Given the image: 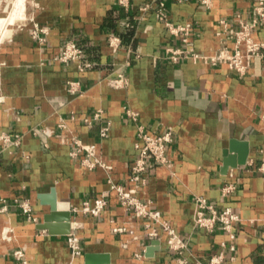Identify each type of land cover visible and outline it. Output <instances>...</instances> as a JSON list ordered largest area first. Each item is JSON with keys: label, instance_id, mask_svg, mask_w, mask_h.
<instances>
[{"label": "crops", "instance_id": "obj_1", "mask_svg": "<svg viewBox=\"0 0 264 264\" xmlns=\"http://www.w3.org/2000/svg\"><path fill=\"white\" fill-rule=\"evenodd\" d=\"M207 1L131 0L124 8L116 0H26L23 17L0 38V135L21 137L18 145L0 141V264H87V255L92 264H209L219 252L221 264H264V177L256 170L264 155V57L239 77L225 64L188 55L171 61L166 52L232 51L236 16L250 20L258 2ZM160 4L168 22L191 23L186 43L157 18ZM11 5L0 0V19ZM110 38L118 40L116 51ZM254 38L264 43V25ZM68 41L81 48L79 62L56 59ZM139 128L171 133L169 166L149 162L143 184L129 181ZM76 140L94 145L106 167L84 168L82 155H72ZM231 140L245 142L248 155L223 172ZM113 184L148 202L184 247L170 250L158 226L150 237L148 220L121 205ZM229 184L234 191L224 194ZM52 191L54 222L69 216L79 256L68 234L40 228L50 213L40 197ZM100 196L107 201L101 214L81 212L82 202ZM198 196L239 216L233 240L219 224L211 231L194 225Z\"/></svg>", "mask_w": 264, "mask_h": 264}, {"label": "built area", "instance_id": "obj_2", "mask_svg": "<svg viewBox=\"0 0 264 264\" xmlns=\"http://www.w3.org/2000/svg\"><path fill=\"white\" fill-rule=\"evenodd\" d=\"M117 3L124 8H128L131 5V0H116ZM204 4H207V0H199ZM157 18L163 22L168 32L179 38L183 43L188 41L189 34L192 30V25L189 22L184 23H171L166 20V15L163 10L162 4L156 13ZM237 28L231 33L233 39V49L228 51L222 48L217 53L204 56L194 52L191 49L185 51L181 49H175L169 47L166 49L168 58L171 61H177L184 55L190 56L194 60H201L211 64H225L227 68L234 72L237 76H244L253 58L264 57V43L257 41L254 38L255 32L264 25V0H258L254 7V16L250 20L243 19L240 15L235 18ZM223 23V21H222ZM117 38H110V46L113 51L117 49ZM83 52L81 48L73 41L65 43L63 48L57 54L56 59L63 63L79 62L82 58ZM119 80H113V84L116 86ZM99 114L94 117L97 118ZM107 128H103L100 131V137H105ZM137 143L135 149L137 151V157L130 165L129 181L137 184H143L144 174L149 162L162 166H169L166 149L171 140V133L169 131L159 134L150 135L146 133L142 128L137 132ZM21 137L16 135L14 138H10L7 135H0V141L4 145H18ZM75 150L72 155H82L81 165L87 170H94L96 168H105L106 166L95 157V146L84 145L79 141L74 142ZM256 170L264 177V155L261 158ZM112 189L116 192L120 203L123 207L133 210L138 217L146 218L148 223L146 228H149L148 235L150 237L157 236L156 227L158 226L161 231L167 233V244L172 251L180 250L184 247L183 241L175 234L174 229L164 220L161 219L160 213L155 210L149 209V203L143 202L132 196L134 190H126L120 185H112ZM234 191V186L231 184L223 187L224 194H231ZM107 205L105 197L100 196L94 198L91 202L84 201L81 204V212L90 214L92 216H98L101 214ZM20 207L28 219L35 221V218L31 216L30 207L27 203L22 202ZM239 221V216L232 212L229 208L217 209L214 206L207 203L205 198L198 196L195 199V211L193 214V222L197 228L211 231L219 224L222 230L228 233L231 240L234 239L232 227L234 223ZM153 225V227H152ZM151 228V229H150ZM67 245L70 249L72 256L81 255V246L78 236L73 233L67 235ZM221 247H225L222 243ZM234 245L231 244L229 249L234 250ZM223 254L219 252L215 254L209 264H221Z\"/></svg>", "mask_w": 264, "mask_h": 264}, {"label": "water", "instance_id": "obj_3", "mask_svg": "<svg viewBox=\"0 0 264 264\" xmlns=\"http://www.w3.org/2000/svg\"><path fill=\"white\" fill-rule=\"evenodd\" d=\"M231 152H236L237 155L234 156L230 154ZM248 155V145L245 142H238L236 140H231L229 142L228 148L223 150V166L222 171L226 172L230 167H236L237 165H243L246 162ZM41 201H45L46 204L50 206V213L44 216L43 223L40 228L48 230L51 234L66 235L70 233V221L69 216H64V222L56 223V210L57 201L54 196V192L50 196L40 197ZM95 257L91 255L85 256L87 264H92ZM106 258V257H104ZM107 261V258L105 259Z\"/></svg>", "mask_w": 264, "mask_h": 264}, {"label": "rangeland", "instance_id": "obj_4", "mask_svg": "<svg viewBox=\"0 0 264 264\" xmlns=\"http://www.w3.org/2000/svg\"><path fill=\"white\" fill-rule=\"evenodd\" d=\"M26 0H12V5L9 7V15L5 18L0 19V38L5 35V30L7 26L14 25V22L18 19H21L22 10L26 9ZM6 28V29H5Z\"/></svg>", "mask_w": 264, "mask_h": 264}]
</instances>
